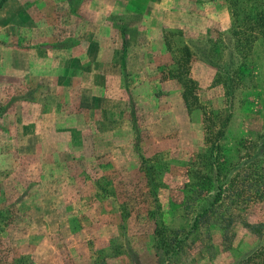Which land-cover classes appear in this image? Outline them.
Wrapping results in <instances>:
<instances>
[{"label": "rangeland", "instance_id": "1", "mask_svg": "<svg viewBox=\"0 0 264 264\" xmlns=\"http://www.w3.org/2000/svg\"><path fill=\"white\" fill-rule=\"evenodd\" d=\"M159 4L129 41L112 25L107 83L64 80L52 111L0 77V264H159L157 245L165 264H264V0ZM54 22L33 40V0L1 8L0 71L77 28Z\"/></svg>", "mask_w": 264, "mask_h": 264}, {"label": "crops", "instance_id": "2", "mask_svg": "<svg viewBox=\"0 0 264 264\" xmlns=\"http://www.w3.org/2000/svg\"><path fill=\"white\" fill-rule=\"evenodd\" d=\"M13 1L24 0H7L0 9ZM159 1L33 0V40L35 36L41 34V30H39L41 27H53L54 24H57L54 22L56 16L66 17L67 26H76L77 28L73 34L69 32L71 31L69 29L68 40L62 41V38L65 37L63 31H61L62 37L56 36L57 40L55 38L52 40L51 35H43L44 39L42 37L37 44L33 43L32 60L27 67L22 65L21 71H17V67H12V63H7L5 68L10 67L12 70L0 71V77L28 75L29 81L33 82V90L38 89L41 92V94L33 95V105H37L40 110L44 107L46 110H43L42 113L47 110L52 111L53 108L50 106L55 101L49 97L48 93L55 88H61L57 84H61L64 80L69 82V88L72 90L80 88V84L85 83L87 76L93 79V84L107 83L105 75L117 72L115 49H111L112 40L113 42L116 40L112 25L119 23L122 26L123 41H129L130 35H132L129 29L134 26L132 23L135 16L145 15L152 20L150 10L155 13L165 7L160 5ZM139 6L141 8L136 9ZM128 31H130L129 37ZM70 39L74 41L72 45L65 43ZM104 43L109 44L105 45ZM21 55L24 56L23 53Z\"/></svg>", "mask_w": 264, "mask_h": 264}, {"label": "trees", "instance_id": "3", "mask_svg": "<svg viewBox=\"0 0 264 264\" xmlns=\"http://www.w3.org/2000/svg\"><path fill=\"white\" fill-rule=\"evenodd\" d=\"M7 0H2L0 2V7H2L4 5V3L6 2ZM185 51L187 52V55L188 56H191V51L188 47L185 48ZM189 75V71L186 72L185 76L181 77V81H182V84H183V88H184V99L186 101V103L188 104L189 102V94H190V90L192 89L191 86H192V78L189 77L187 78V76ZM222 201V191H219L215 197H214V200L213 202L211 203V206H208L204 211H202L197 219L195 220V226H197L200 221L206 217V215H208V212L212 209L213 206H215L216 204L220 203ZM157 256H158V263L159 264H165V260L163 259L162 255H161V252H160V246L157 245Z\"/></svg>", "mask_w": 264, "mask_h": 264}]
</instances>
